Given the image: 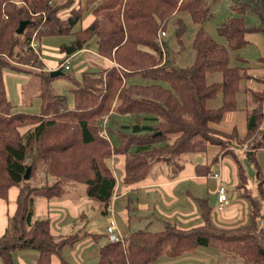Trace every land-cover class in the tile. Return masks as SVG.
Listing matches in <instances>:
<instances>
[{
    "label": "trees",
    "instance_id": "trees-1",
    "mask_svg": "<svg viewBox=\"0 0 264 264\" xmlns=\"http://www.w3.org/2000/svg\"><path fill=\"white\" fill-rule=\"evenodd\" d=\"M93 1H97L93 17L81 26V0H0V197L7 198L10 186L19 190L16 211L0 236L1 263L15 264V250L34 249L37 264H51L52 255L67 264L62 248L80 237L77 233L53 236L49 219L35 215L37 197H61L71 182L83 186L84 196L99 206L101 215H107L116 186L108 160L115 153L124 156L123 183L131 184L144 178L153 166L178 169L185 155L204 153L208 145H217L220 149L212 162L229 155L236 164V190L250 201L247 224L234 230L213 226L211 207L201 198L202 225L179 229L166 222L158 230H134L121 235L119 241L107 240L93 264H149L161 256L178 257L200 246L240 255L242 264H264V172L257 160V152L264 149V86L250 88L247 81L258 77L248 66L228 65L225 46L206 34L207 0ZM67 8L68 16L60 18L57 13ZM102 12L107 13L112 28L100 25ZM257 13L260 23L255 27L246 26L243 14L227 17L219 25L217 30L231 48L245 45L247 31L264 33V7L257 8ZM183 14L196 25L191 40L193 60L186 66L164 63V49L156 38L170 23L180 45L185 33ZM21 21L27 22L16 33ZM48 34H72L69 43L60 45L61 63L93 37L97 55L111 62L96 72H80L79 79L68 76L71 105L54 90L56 76L42 68L38 51L30 46L32 38L39 42ZM14 62L40 67L36 113L12 109L3 72L16 70ZM211 74L218 79L209 82ZM134 77L139 81L130 80ZM258 80L264 82V77ZM243 93L250 97L239 101ZM242 109L246 133L241 139L236 128L225 133L212 126L227 112ZM111 113L133 117L129 123H113L114 128L105 125L115 142L98 134L101 119ZM229 139L245 142L244 149L234 150ZM245 161L253 168L251 176ZM39 165L41 178L36 172ZM27 167L30 174L24 179ZM209 169L207 163L195 165L196 174L206 175ZM251 185L257 199L251 197ZM255 230L262 244L249 242L248 236Z\"/></svg>",
    "mask_w": 264,
    "mask_h": 264
},
{
    "label": "crops",
    "instance_id": "crops-1",
    "mask_svg": "<svg viewBox=\"0 0 264 264\" xmlns=\"http://www.w3.org/2000/svg\"><path fill=\"white\" fill-rule=\"evenodd\" d=\"M85 24L86 22L81 23V26ZM61 54L63 57V53ZM102 59L105 66L111 64L110 61ZM47 68L52 70L56 67ZM261 69H264V65L261 68H256L255 72ZM5 75L6 72H3L4 84ZM20 75L21 77L26 76L22 72ZM20 83L21 86L25 84ZM21 86L20 93L23 95ZM256 89H261V87L253 90ZM110 121L114 124H125L118 123L115 117ZM212 126L225 133H230L233 128H236L238 136L242 138L246 133V112L243 109L227 112L220 123L212 124ZM106 136L107 139L115 142V139L109 138L107 134ZM230 147L240 152L245 145L235 144V146ZM219 149L217 145H208L203 156L195 158V162L189 161L188 155H185L182 166L175 171L169 166L158 164L144 178L131 184L123 183L124 156L115 153L108 160L110 167H112L116 186L106 216L100 215L99 206L86 198L83 186L78 187V185H69L66 188L67 193L64 192L66 196L60 198L49 200L37 197L35 215L48 216L50 232L55 237L73 233L79 235L80 238L77 242L62 248L67 264H93L96 261L99 247L107 241L106 226L109 221L114 223L122 236L137 229L158 230L163 228L166 222L179 229L200 226L204 223L199 208V199L201 198H205L211 207L210 220L213 226L245 225L249 221L250 201L248 198L239 195L236 190L238 184L237 167L232 157L225 155L220 160L212 162V158ZM257 160L264 172V149L257 152ZM203 163L209 164L208 172L219 171L222 182L207 175L196 174L195 165ZM245 164L249 176L253 175L252 166L246 161ZM117 175H119L118 178ZM219 183L226 187L229 200L227 207L222 210H218L216 200V188ZM76 187L79 189L76 190ZM18 192V187L13 185L8 188L6 199L0 197V236L5 232L10 217L16 211ZM251 197L258 198L255 187L252 185ZM99 216L102 221L100 224H98ZM12 257L15 264H37L38 253L34 249L16 250L12 253ZM51 264L61 263L55 255H52ZM149 264L232 263L219 262L216 251L209 247L200 246L191 253L178 257L161 256Z\"/></svg>",
    "mask_w": 264,
    "mask_h": 264
},
{
    "label": "rangeland",
    "instance_id": "rangeland-1",
    "mask_svg": "<svg viewBox=\"0 0 264 264\" xmlns=\"http://www.w3.org/2000/svg\"><path fill=\"white\" fill-rule=\"evenodd\" d=\"M96 3L97 1H93V0H81L80 4L78 5V7L80 6L81 8L79 11L81 14L80 25L81 23H85V22L88 23L90 18L93 17V10L96 6ZM75 4L76 3H74V8H75ZM207 6L209 9L210 16L204 23L205 32L210 38H212V40L225 46V48L227 49V55H228V65L248 66L253 76L256 75L258 79H259V76L264 77V69H261L260 71L258 70L257 72H255L256 68H261L264 65V33L260 30L247 31L244 34V39L246 40L245 45L241 46L238 49L237 48L233 49L229 46V43L225 35L221 34L217 30L219 25L227 17L239 16L242 14L244 15L247 27L257 26L260 23V17H259V13H257V8L264 7V0L262 1V3L260 0H207ZM69 10L70 9L68 8L62 9L61 11L57 13V15L60 18H65L68 16ZM181 17L184 21L183 23L185 25V33L183 35V41L180 43V45L175 42V36H174L175 26L170 23L168 24L166 28V32H164V34H162L163 31L159 32L158 34L159 36L158 38H156V40L160 43L161 47L164 49V54H163L164 63L168 62L173 65L178 64L180 66H186V65H189L193 60V50L191 48V40H192L194 31L196 29V25L191 21L190 17H188L186 14H183ZM100 19H101L100 25L102 27L108 28V29L112 28V24L111 22H109L106 12L101 13ZM72 30H74V28H72ZM71 39H72V34H52V35L48 34V35H42L39 39V42L36 40L37 45L35 44V51H38V54L40 57L39 59L42 63L41 64L42 68H44L45 70L47 71L50 70L47 67H50V68L56 67L57 69L63 68L62 65L66 61H68L69 68L67 69L63 68L62 69L63 74L57 75L55 77V80L52 83L54 90L58 94H62L67 98L68 105L72 104V96L68 91L69 87L72 85V81L69 79L68 76L74 77L75 79H79L80 72H82L83 70L96 72L105 67V63L103 59L100 56H98L96 53L95 37L87 41V43L84 45L82 50L75 52L70 57H67L63 63H61L60 60H62L64 56L62 57V54L60 53V50H59L60 45L69 43ZM15 67L17 68L16 70H12V69L4 70V72H6L5 84H6L7 97L11 102L12 109L13 110H25V111H29L32 113H36L39 111V99L37 97V94H38L37 85L38 84H37L36 77H37V73L41 71L39 69L40 67L38 66L35 67L32 64L18 65L17 63H15ZM55 69H52V70H55ZM7 72H9V74H7ZM21 72L22 73L25 72L26 76L21 77L20 75ZM216 79H218V75L216 74L214 75L211 74L208 76L209 82L216 80ZM258 79L257 80L252 79V78L249 79L247 81V85L252 89L260 88V87L262 88L264 86L263 85L264 82ZM130 80L139 81L136 77L131 78ZM20 82L25 83V84L21 86ZM20 86H21L23 95H21L20 93ZM249 97H250L249 94L243 93V94H239L238 98L240 101L241 99L247 100L249 99ZM244 105H245V102H244ZM113 117H115L118 120V123H129L133 121V117L130 115L129 116H125V115L116 116L113 113H111V115L109 116H103L100 123L102 122H103L102 124L106 123L104 124V127H103L105 132L108 126H111L112 128H114L115 125L110 121ZM141 123L145 124V121L143 120ZM105 125L107 126L106 128H105ZM238 139H241V138H238ZM238 139L237 140L229 139L227 142L229 143V146H235V144L245 145V142L242 143ZM200 156H203V153H196V154L188 155L187 159L189 161L195 162L194 159ZM153 168L154 166L152 167V169ZM42 169H43L42 165L41 166L39 165L36 168V172L38 173L39 178L42 177ZM175 170L176 168L174 167L173 171ZM215 172L218 173L217 177L214 176V173L210 175V173L212 172H208L206 175L208 177L216 179L219 182L220 181L222 182L221 173H219V171H215ZM118 177L119 175H117V178ZM69 185H74V184L70 182L65 187L67 186L69 187ZM80 186L81 185H78V187ZM78 187H76V190L79 189ZM82 188L84 190V187ZM65 193H67V190L65 191ZM62 196H66L64 192ZM42 216L48 218L47 215H42ZM98 219H99L98 224L102 223L100 216ZM109 222H112V221H109ZM241 226L243 225L236 224V225H230L229 227H219V226H215V227L219 229L222 228L223 230H234V229L240 228ZM251 232H252V235L248 236L249 242L262 244V239L261 237H259V234L257 233V231L255 230V232L254 231H251ZM209 248L217 252L219 262H222V263L231 262L232 264L233 263L242 264V256L240 255L236 256L232 253L226 254L224 251L221 252V250H219L218 248L212 247V246L211 247L209 246ZM0 264H2L1 261H0Z\"/></svg>",
    "mask_w": 264,
    "mask_h": 264
},
{
    "label": "built area",
    "instance_id": "built-area-1",
    "mask_svg": "<svg viewBox=\"0 0 264 264\" xmlns=\"http://www.w3.org/2000/svg\"><path fill=\"white\" fill-rule=\"evenodd\" d=\"M162 34H164V32H162ZM36 43H37L36 40L34 38H32L31 39V42H30V46L35 49V44ZM62 67L64 69L69 68L68 61H66L62 65ZM102 123L99 124L100 130H99L98 133H99L100 136L107 138L106 132L103 129L105 123L104 124H102ZM213 173H214V176L215 177L218 176V173L217 172H212V173H210V175L213 174ZM216 198H217V207H218L219 210H222V209H224V208L227 207V205H228L227 190H226V188L221 183H219L217 185V188H216ZM106 233H107V235H106L107 236V240L110 241V242H116V241L121 240V238H122L121 237V234L116 230V227L113 224V222H109V224L106 226Z\"/></svg>",
    "mask_w": 264,
    "mask_h": 264
},
{
    "label": "water",
    "instance_id": "water-1",
    "mask_svg": "<svg viewBox=\"0 0 264 264\" xmlns=\"http://www.w3.org/2000/svg\"><path fill=\"white\" fill-rule=\"evenodd\" d=\"M26 22L27 21H21L20 22L18 28L16 29V33H21L23 31ZM59 74H62L61 69H55V70L50 71V76H52V77L57 76ZM29 174H30V167H27L25 172H24L23 178L28 179Z\"/></svg>",
    "mask_w": 264,
    "mask_h": 264
}]
</instances>
